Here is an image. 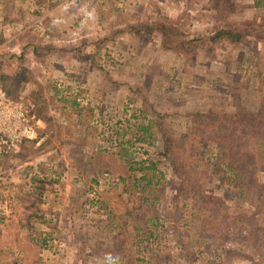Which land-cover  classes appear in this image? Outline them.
Instances as JSON below:
<instances>
[{
  "label": "rangeland",
  "instance_id": "rangeland-1",
  "mask_svg": "<svg viewBox=\"0 0 264 264\" xmlns=\"http://www.w3.org/2000/svg\"><path fill=\"white\" fill-rule=\"evenodd\" d=\"M263 7L264 0H0L1 99L21 102L35 128L33 139L0 149V223L9 216L16 230L28 211L60 207L44 216L39 239L62 248L67 264H264V162L254 165L257 181L242 206L233 194L237 169L219 163L250 144L225 115L264 104ZM238 23L247 31L237 39L213 38ZM259 135L255 154L264 148ZM166 145L183 172H173ZM218 168L233 170L234 186L219 180ZM185 170L192 184L180 177ZM68 190L78 199L65 207ZM201 191L227 208L211 202L193 217ZM177 203L181 219L172 225ZM244 213L251 226L241 231ZM14 230L4 229L1 242Z\"/></svg>",
  "mask_w": 264,
  "mask_h": 264
},
{
  "label": "trees",
  "instance_id": "trees-1",
  "mask_svg": "<svg viewBox=\"0 0 264 264\" xmlns=\"http://www.w3.org/2000/svg\"><path fill=\"white\" fill-rule=\"evenodd\" d=\"M256 4H260L259 1L256 2ZM232 25L233 24L228 25L229 28H227V25H226L225 27L215 31L213 38L215 37L217 39V38H220V37H223V36H229L232 39H234V38L237 39L238 37L241 36L242 32H246L247 31V30H245V29H243L241 27L242 26L241 23L235 24V26H232ZM231 28L237 29V33H232L231 32L232 31ZM263 107H264L263 103L261 105L257 104L256 111L255 110L246 109L245 111H242V112H238V113H234V114L231 113V114H226L225 115V116L229 117V121H231L230 122L231 125H232V119L238 125L237 133L239 132V128L240 127H243L244 130L247 131V133H246L247 136L245 137V139H246L245 143H247L248 139L250 138V144H248L245 147V144H240L239 143L238 144L239 146L238 145L234 146L235 151L230 148L231 149L230 155L227 156V158L225 160H220V162H219L220 166L221 165L231 164V165H234L235 168L237 169L235 171V173L237 174L236 176L239 175L238 178L240 179V182L238 184H236V185H239V186L235 185L236 186V190L238 191L237 195H235L236 194V190L233 192V194L236 197V201L238 202L237 205H240V206L245 205L246 202H245L244 195L246 193H247V195L248 194L250 195V191L252 190L253 185L257 181V177L255 176V171L253 169L254 165L258 163V160L261 161V162H264V148L260 151V153L255 154L254 147H253L254 144H255L254 142L256 141V137H257V135H259L258 133L261 134V135H259L260 139L258 141H263V144H264V123L261 124L262 126L258 125L259 121H258V124H255L256 123L255 122V118H257V117H260V120L262 119L264 121V114L262 112ZM259 110L262 112L261 114L259 113ZM194 116H198L199 119H201L202 116H206V115L197 112V113L194 114ZM231 137L233 138L234 136H230V138ZM142 140H143V138H141L139 136L135 139V141H142ZM235 140L236 139H233V141H235ZM250 146H251V148H250ZM170 147L171 146H169V145H166L164 147V152L166 153V159H167L169 165H172V169H173L174 173L183 172L182 163L180 161H178V158H180V157H178L176 155L175 151L172 150ZM263 147H264V145H263ZM226 148L229 149L228 146ZM135 164H137V163H135ZM142 164H143V162L140 163V165H142ZM150 167H154V166L151 165ZM131 169H135V168H131ZM184 172L186 173V176H185L184 173H182V175L180 177H182L185 180V183L192 184L190 182L191 179L190 178H186L187 175H188L187 170H185ZM217 173H219V175H220L219 180L223 184H224V182H226V184H224V185L227 188L228 187L230 188V187L234 186V185H228L230 180H231L230 176L233 173V170H231L229 172H226V170L218 168L217 169ZM224 173H226V174H224ZM248 186L249 187L251 186V188L249 189ZM189 187L191 188L193 186H189ZM178 188H181V186L178 187ZM247 189H248V191H247ZM186 191H187V189H186ZM186 193H188V191ZM186 197H187V194H186ZM174 200H176V202H177V198L176 197H175ZM211 202H214V203L215 202H219L218 206L226 207V205L223 202V200L220 199L219 197H214V196L212 197L207 192H202L201 191L199 200L193 199V201H192V208L193 209H191V211H192L193 217H195V218L200 217L199 215H197L196 210L200 209L202 207L208 206ZM178 207H180V206L177 203V206L175 208H173L174 212H172V215L174 216L175 220H173L172 225L177 224V222L181 219L180 216L176 214L178 212ZM238 208H239L240 211H245V208H243L244 210L241 207H239V206H238ZM243 215H244V218H241L240 225H239V229L241 231H245L247 227L251 226V223H250L251 216L250 215H246L245 213ZM152 219L154 220L155 218H153V217L150 218V220H152ZM241 225H246V228L242 229ZM173 230L175 231V229H173Z\"/></svg>",
  "mask_w": 264,
  "mask_h": 264
},
{
  "label": "crops",
  "instance_id": "crops-1",
  "mask_svg": "<svg viewBox=\"0 0 264 264\" xmlns=\"http://www.w3.org/2000/svg\"><path fill=\"white\" fill-rule=\"evenodd\" d=\"M255 6H258L255 4ZM259 7V6H258ZM264 8V7H263ZM94 81H96L94 79ZM95 84L92 85L95 86ZM39 187V186H38ZM37 188V187H36ZM39 190L41 189L40 187L38 188ZM41 195L44 194V192H40ZM69 195V196H68ZM72 193L70 194L69 190L67 191V200L64 197L62 199V203L65 202V207L70 206L69 203L72 202H76V199L78 198H73L71 197ZM28 197V195H25ZM50 195H48L49 198ZM44 199V197H42ZM45 200V199H44ZM42 200V202L44 201ZM36 201H38V203H36V205L39 204V200L36 199ZM49 208L46 209L47 213L43 212L42 214H39V211L36 210V212H30L28 211L27 214H25L24 216L18 217L15 216L16 218V224H17V228L16 230H14V221L13 218L9 219V216H7L6 218L1 217V222L0 226H4L6 225V227H2V230L0 231V233L7 228V230H10L12 232V230L16 231L11 233L10 235V239L11 241L8 242V244H4V240H0V254L2 255V258L0 256V264H67L68 261L62 259V258H58L60 256L57 255L58 251H62V248H54L52 250H50V245L46 244L49 243L46 241L45 238L43 239H39L41 238V235L44 233V228H42V222L45 220V215L49 213H57L61 211L60 207L57 206H48ZM53 209H52V208ZM65 213H70L68 212V210L66 208H64ZM70 211V210H69ZM75 211V210H72ZM25 222H29V224L26 226L20 225V223L25 224ZM36 227H35V225ZM22 227V228H21ZM62 228V226H61ZM61 228H57L58 231H62ZM34 230H36V240L35 238L32 237V233ZM12 236V237H11ZM49 239V237H48ZM43 240L46 242L44 245H46L45 247L43 246ZM36 241V242H35ZM56 242V240H54V243ZM55 246V245H54ZM13 249V250H12ZM53 251V253H52ZM11 253H13L14 255L11 256ZM62 255H64V250L61 253ZM11 257V258H8ZM14 257V258H13Z\"/></svg>",
  "mask_w": 264,
  "mask_h": 264
},
{
  "label": "built area",
  "instance_id": "built-area-1",
  "mask_svg": "<svg viewBox=\"0 0 264 264\" xmlns=\"http://www.w3.org/2000/svg\"><path fill=\"white\" fill-rule=\"evenodd\" d=\"M58 86L60 87V84ZM1 96L0 90V149L2 151L4 148L6 149L8 143H12V140L20 138L33 139L35 128L34 116H28V108H25L21 102L1 99ZM10 150H4V152Z\"/></svg>",
  "mask_w": 264,
  "mask_h": 264
}]
</instances>
